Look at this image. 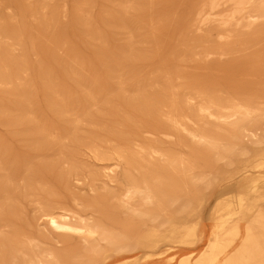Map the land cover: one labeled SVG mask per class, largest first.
<instances>
[{
	"label": "bare ground",
	"instance_id": "obj_1",
	"mask_svg": "<svg viewBox=\"0 0 264 264\" xmlns=\"http://www.w3.org/2000/svg\"><path fill=\"white\" fill-rule=\"evenodd\" d=\"M66 2L0 0V264H264V0Z\"/></svg>",
	"mask_w": 264,
	"mask_h": 264
},
{
	"label": "rangeland",
	"instance_id": "obj_2",
	"mask_svg": "<svg viewBox=\"0 0 264 264\" xmlns=\"http://www.w3.org/2000/svg\"><path fill=\"white\" fill-rule=\"evenodd\" d=\"M192 0H184L185 2V7L191 4ZM67 5V9L71 10V7L73 6V4L71 3V0H67L66 2ZM94 9H93V14H97L98 10H99V4L97 3L96 5L94 4ZM177 13L179 15H181V11L180 9L177 10ZM127 19H129V16H126ZM210 29V28H208ZM67 36L70 37L71 42L75 45L76 49L84 54V55H90L91 54V50L88 49V47H86V45L84 44V42H80L79 41V37L72 35L69 31H67ZM204 32H198L197 35L200 36L201 34H203ZM181 34H185V32L181 33ZM172 36H174V40H176L177 38V34H172ZM196 36V35H194ZM114 39L111 40V49L112 51H117L118 49H120L126 42V36L125 35H118L116 33V35L113 36ZM214 44H220L219 39L217 38V35L215 34L214 31L211 30V35H210V39L208 40V42H206L205 44H202L203 47L206 46H213ZM145 47V49H144ZM172 47V46H171ZM142 48L144 50H148L147 46H142ZM198 63V64H197ZM157 63H154L152 67L156 66ZM175 65H178L180 69L182 70H186L190 73H195L197 70L195 69L196 66L204 71L206 70H211V67L214 65L220 66L222 68L226 67L229 65V59L228 58H223V59H217L215 57H209V58H203L200 57L199 61L196 62H190V61H181V62H175ZM149 71V68H147L145 70L144 73H147ZM7 131L4 128L0 127V133L3 134L4 136H7ZM16 147H20L21 146V142H16ZM21 149V148H20ZM223 183H218L213 185L209 190H206L204 195L205 198L207 199V203L202 211V215H203V220H204V228H205V233L208 235L209 229H210V221L208 220V215L209 212L212 208V206L214 205L215 200L217 199L219 193L222 191L223 189ZM21 210H22V215H21V219L17 220L15 223L17 225V227H22L24 229L28 230L27 227V222H32L35 214H36V207L30 203L28 200H24L22 201L21 205ZM203 247V245H196L195 247L189 248L187 251H183L182 248L176 247V250L169 252L167 254H165L163 256V258H161L162 261H166L167 256L176 253V255H183V254H187L190 251H194V252H198L201 248ZM164 248H162L163 250ZM131 256V255H130ZM129 257V256H128Z\"/></svg>",
	"mask_w": 264,
	"mask_h": 264
}]
</instances>
